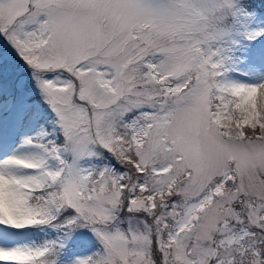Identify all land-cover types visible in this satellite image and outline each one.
Instances as JSON below:
<instances>
[{
    "label": "snow or ice",
    "instance_id": "1",
    "mask_svg": "<svg viewBox=\"0 0 264 264\" xmlns=\"http://www.w3.org/2000/svg\"><path fill=\"white\" fill-rule=\"evenodd\" d=\"M0 264H264V0H0Z\"/></svg>",
    "mask_w": 264,
    "mask_h": 264
}]
</instances>
